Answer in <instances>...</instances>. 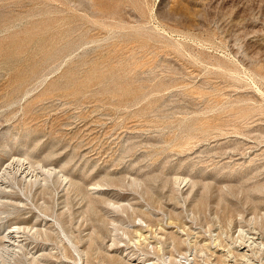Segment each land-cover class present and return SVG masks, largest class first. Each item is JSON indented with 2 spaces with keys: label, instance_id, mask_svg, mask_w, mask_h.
I'll use <instances>...</instances> for the list:
<instances>
[{
  "label": "rangeland",
  "instance_id": "rangeland-1",
  "mask_svg": "<svg viewBox=\"0 0 264 264\" xmlns=\"http://www.w3.org/2000/svg\"><path fill=\"white\" fill-rule=\"evenodd\" d=\"M0 225V264H264V0H0Z\"/></svg>",
  "mask_w": 264,
  "mask_h": 264
},
{
  "label": "bare ground",
  "instance_id": "bare-ground-1",
  "mask_svg": "<svg viewBox=\"0 0 264 264\" xmlns=\"http://www.w3.org/2000/svg\"><path fill=\"white\" fill-rule=\"evenodd\" d=\"M29 172L30 171H28V172H23V174L24 175H26L25 177H27L28 176V174H29ZM36 172V171H35ZM56 173H58L57 171H56V169L55 168H48V167H46V168H44L43 167V169H42V171H40V172H38L37 173V175H36V177H42V176H51V175H53V174H56ZM38 178L36 179V181L38 180ZM44 181L46 182L47 181V178H44ZM57 224H58V221H57ZM144 227V226H143ZM141 225H139L138 227H136V230H135V233H136V235L139 237V239H138V241H137V243H139V244H141V245H143V243H142V241L145 243V244H147V246H149V244L150 243H148V238H149V235H147V233H148V230H146V229H144ZM0 228H1V225H0ZM23 228V227H22ZM22 228H20V227H14V228H12V229H10V230H8V235L5 237V238H7V239H11L12 240V238H15L14 236H16V238H19V237H17L19 234H21V230H22ZM60 228H62L61 226H60ZM146 228H150V225H147L146 226ZM27 230V229H26ZM150 230V229H149ZM116 231H118L117 229H116ZM29 232V231H28ZM129 233V232H128ZM127 233V234H128ZM125 234H126V232H125ZM5 238L3 239V240H5ZM7 239L5 240L6 242H7ZM5 241H3V242H5ZM10 241H8V243H9ZM69 242L71 243V240L69 239ZM12 244H14V243H12ZM12 244L11 245H8V244H3V245H1L0 244V256H1V258L3 259V262L4 263H10V262H12L13 261V259H14V256L16 255L15 254V252L11 249V246H12ZM20 244V243H19ZM72 244V243H71ZM115 245H117V240L116 239H114V243H113V246H115ZM23 246V245H22ZM13 247H14V245H13ZM75 249L77 250V251H79V249H78V247H75ZM128 253H127V255L125 256L126 258H128L129 257V259L128 260H125L124 259V257L122 258H120L119 256H112L111 257V261L113 262L114 261V264H135L134 262H136L137 261V258H134V259H132L131 258V253H129V250L127 251ZM144 255H146V254H144ZM136 259V260H135ZM185 262H180L181 264H196L195 262H191L190 263V259L188 258V257H185ZM33 260H34V262L36 263V262H39V260H40V257L39 258H33ZM193 260H195L194 258H193ZM41 262H44V260H41ZM189 262V263H188ZM146 262H139L138 264H145Z\"/></svg>",
  "mask_w": 264,
  "mask_h": 264
}]
</instances>
